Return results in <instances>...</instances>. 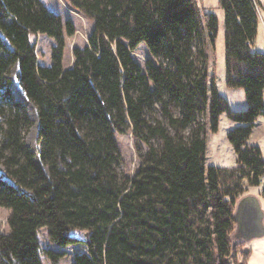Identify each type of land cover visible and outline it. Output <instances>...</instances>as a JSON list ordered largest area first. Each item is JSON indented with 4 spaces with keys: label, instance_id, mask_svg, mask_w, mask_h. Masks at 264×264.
Masks as SVG:
<instances>
[{
    "label": "trees",
    "instance_id": "1",
    "mask_svg": "<svg viewBox=\"0 0 264 264\" xmlns=\"http://www.w3.org/2000/svg\"><path fill=\"white\" fill-rule=\"evenodd\" d=\"M93 22L88 44L64 67L74 24L41 0H0V264H246L237 259L235 211L246 185L262 186L264 159L247 144L264 115V52L253 50L257 0H219L225 13L226 85L248 107L232 111L210 75L218 18L198 0H67ZM37 34L55 39L40 65ZM144 44L143 68L132 52ZM38 111L39 151L27 145L33 121L8 74ZM226 112L232 168L210 166L207 121ZM131 133L132 176L115 133ZM7 177L9 181L5 179ZM48 228L43 245L39 230Z\"/></svg>",
    "mask_w": 264,
    "mask_h": 264
},
{
    "label": "rangeland",
    "instance_id": "2",
    "mask_svg": "<svg viewBox=\"0 0 264 264\" xmlns=\"http://www.w3.org/2000/svg\"><path fill=\"white\" fill-rule=\"evenodd\" d=\"M49 9L59 14L63 21L70 20L75 26V33L72 36L66 37V45L64 49L63 65L69 67L74 62V49L88 44V37L93 30V22L85 16L77 12L67 0H41ZM198 6L201 14L206 12L214 13L218 18V31L215 38L214 47L210 46V75L215 77L216 86L220 94L228 101L232 111H243L248 107V102L243 88H229L226 85V50H225V13L220 6L219 0H198ZM256 9L259 15V24L257 35L254 42L253 50L256 52H264V0H257ZM33 40L37 46V57L40 65H49L52 63L53 47L56 45L55 39L44 34H37ZM135 60L143 67L146 66V61L151 57L147 47L142 44L137 50L132 52ZM19 67L15 64L8 74L10 79L11 89L14 96L24 104L29 117L33 121L31 129L26 132L25 138L27 145L36 154V160L40 164L38 158L39 139H38V111L35 105L29 101L21 87L18 84L17 73ZM17 84V86H16ZM207 121V159L206 168L210 166H218L232 168L237 165V156L228 139V133L238 124L231 120L226 112L220 116L218 131L213 132L210 129L209 117ZM118 142V147L122 155L123 162L120 166V171L126 176H132L136 170L139 159L134 146V139L131 133H115ZM247 144L249 146H258L264 159V115H260L256 121V126L251 134ZM0 175H4V169L0 165ZM7 181L10 180L5 177ZM245 191L239 196V201L244 196H252L261 212V229L262 232H256L247 239L237 237L236 230L234 231V241L236 242V251L238 261H244L246 264H264V195L262 186L244 187ZM238 201V202H239ZM10 211L0 206V229L4 233L9 232L8 217ZM238 226V227H237ZM39 237L43 245L57 249L48 237V228L43 227L39 230ZM75 248V247H74ZM74 248H66L68 256H66L61 264H70ZM247 251V252H246ZM42 264H50L44 255L41 254Z\"/></svg>",
    "mask_w": 264,
    "mask_h": 264
},
{
    "label": "water",
    "instance_id": "3",
    "mask_svg": "<svg viewBox=\"0 0 264 264\" xmlns=\"http://www.w3.org/2000/svg\"><path fill=\"white\" fill-rule=\"evenodd\" d=\"M261 218V212L255 200L253 198H243L235 211L236 225L238 224L239 226H237L236 236L245 240L252 237L256 232H262L259 224L261 223Z\"/></svg>",
    "mask_w": 264,
    "mask_h": 264
},
{
    "label": "crops",
    "instance_id": "4",
    "mask_svg": "<svg viewBox=\"0 0 264 264\" xmlns=\"http://www.w3.org/2000/svg\"><path fill=\"white\" fill-rule=\"evenodd\" d=\"M243 198H254V197L247 195V196H244ZM243 198H242V199H243ZM242 199H241V200H242ZM241 200H240V201H241ZM240 201H239V202H240ZM239 202L237 203V206H238ZM259 224H260V226H262L261 223H259Z\"/></svg>",
    "mask_w": 264,
    "mask_h": 264
},
{
    "label": "bare ground",
    "instance_id": "5",
    "mask_svg": "<svg viewBox=\"0 0 264 264\" xmlns=\"http://www.w3.org/2000/svg\"><path fill=\"white\" fill-rule=\"evenodd\" d=\"M16 86H17V84H16ZM18 87V86H17Z\"/></svg>",
    "mask_w": 264,
    "mask_h": 264
}]
</instances>
